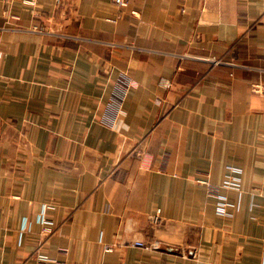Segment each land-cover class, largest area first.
<instances>
[{
    "label": "crops",
    "instance_id": "1",
    "mask_svg": "<svg viewBox=\"0 0 264 264\" xmlns=\"http://www.w3.org/2000/svg\"><path fill=\"white\" fill-rule=\"evenodd\" d=\"M127 2L0 0V264H264V0Z\"/></svg>",
    "mask_w": 264,
    "mask_h": 264
},
{
    "label": "built area",
    "instance_id": "2",
    "mask_svg": "<svg viewBox=\"0 0 264 264\" xmlns=\"http://www.w3.org/2000/svg\"><path fill=\"white\" fill-rule=\"evenodd\" d=\"M113 1L120 8H122V7H124V6H126L128 4L127 0H113ZM129 87H130V82H126V81L120 80L117 83V88L119 89V91H121V94H122L123 97H125V95L127 94ZM240 179H241V168L236 167V166H231L230 169H229V173L227 174V178H226V180L224 182V185L227 186V187H235V186L238 185ZM53 207H54L53 205L47 204V205H45L43 207L42 211L39 214V220H40V222L42 224L41 234L43 235L44 238L48 237L54 231V227L52 225L53 224L52 218L46 212V209L53 208ZM152 218H153L154 221H158L161 218L160 209L157 210V213L155 215H153ZM42 243H44V242L42 241L39 244V246L37 248V252H36L38 260L41 261V262H45L46 264H56V260L55 259H52V258L48 257L46 254H44L41 251ZM135 244L148 246L143 241H140V240L136 241ZM104 248H105L106 251H111V250L114 249V245L111 244V243H106Z\"/></svg>",
    "mask_w": 264,
    "mask_h": 264
}]
</instances>
